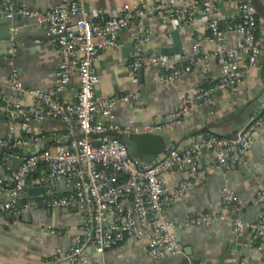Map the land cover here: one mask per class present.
Listing matches in <instances>:
<instances>
[{
  "label": "built area",
  "instance_id": "built-area-1",
  "mask_svg": "<svg viewBox=\"0 0 264 264\" xmlns=\"http://www.w3.org/2000/svg\"><path fill=\"white\" fill-rule=\"evenodd\" d=\"M83 1L62 0L40 12L24 7L14 11L10 0H1L0 19L10 20L17 14L47 28L56 41L59 64L54 84L48 90L26 89L15 71L2 83V88L14 92L16 99L11 101L0 92V115L5 118L7 130L6 137L0 141V196L6 200L0 202V220L8 222V218H17V203L30 184H55L68 187L70 191L38 202L27 201L24 209L38 206L82 214V227L70 238L69 249L55 250L57 264H89L90 252L103 256L126 242H145L146 257L150 260L181 255L177 230L210 227L223 221L232 222L236 236L249 230L247 246L263 251L264 212L253 225L232 219L238 198L229 187L223 188L218 212L194 214L183 221L167 218L166 212L194 189L199 169L196 156L201 152L209 153L214 167L224 175L248 159L255 136L264 130V104L256 109L247 125L232 136L194 134L183 146L171 145L151 162H145L130 155L118 137L109 135L102 121L108 122V129L121 137L163 131L164 127L154 122L142 127L116 125V107L128 98L96 96L98 77L95 72L98 56L119 46V34L133 20L137 21V30L132 36L131 60L127 67V77L132 84L137 83L138 72L145 67L155 71L156 83L166 85L186 78L199 65L218 59V83L208 89L182 93L178 110L169 114V119L180 122L189 116L194 105L214 92H227L240 86L248 72L256 67L262 42L257 33L254 0H232L240 13L234 25L211 15L219 0H187L178 5L169 4L170 8H167L168 1L149 6L148 0H141L143 7L124 5L96 21L88 18ZM147 14L156 16L167 35L173 22L190 27L198 14L208 16V41L215 45L214 50L205 53L194 45L185 54L145 56L150 34L144 30L142 21ZM230 33L236 34L241 42L226 49L223 42ZM75 76L74 101L61 100L59 93ZM51 121L61 124L64 131H54L51 136L33 132L32 122ZM13 159L21 162L15 172L8 165ZM176 173L187 174V179L170 189L167 178ZM257 196L264 201V188H258ZM47 230L52 235L60 234L55 228Z\"/></svg>",
  "mask_w": 264,
  "mask_h": 264
},
{
  "label": "crops",
  "instance_id": "crops-1",
  "mask_svg": "<svg viewBox=\"0 0 264 264\" xmlns=\"http://www.w3.org/2000/svg\"><path fill=\"white\" fill-rule=\"evenodd\" d=\"M61 1L10 0L13 8L18 5L40 12ZM140 1L84 0L83 8L88 18L96 21L117 12L124 5L131 8L142 6ZM159 1H168L167 8H170L169 4L178 5L187 0H148V5L153 6ZM254 5L257 13V33L262 42V53L256 67L248 72L240 86L227 92H214L194 105L187 118L173 124L167 122L169 114L178 110L182 93L214 87L219 81L220 62L218 59L210 60L199 65L186 78L166 85L156 83L153 80L155 71L145 67L141 74L138 72L137 83L132 84L127 77V67L131 60L132 36L137 30V21H131L129 27L119 34V46L102 52L95 66L98 77L96 96L128 98L117 105L115 124L123 128L142 127L154 122L164 127L170 136V144L165 150L171 145L183 146L195 132L226 137L243 128L245 111L252 105H256L257 109L264 104V0H254ZM211 15H216L222 22L231 25L240 19L238 7L232 0H219ZM208 18L198 14L190 27L173 22L168 27L167 35L156 16L147 14L142 24L144 30L150 34V40L144 48V55L155 54L163 48H172L173 32H177L180 39L179 54L188 53L194 45L201 52H212L215 45L208 41ZM13 23L14 27L9 30L13 39L12 47L8 51L0 49V92L11 101L16 99L15 93L2 88L4 79L11 71L17 73L26 89L45 91L53 86L59 64L56 41L48 34L47 28L22 18H15ZM240 42L241 39L236 34L230 33L223 46L230 49ZM76 77L59 93L61 100L74 101ZM102 124L109 135L121 138L108 129V122L102 121ZM31 127L33 132H45L50 136L54 131H64L63 126L55 121L31 123ZM6 132L5 118L0 115V141L6 137ZM196 161L199 169L194 189L176 201L166 212L167 218L183 221L194 214L218 212L223 188L229 187L238 198L231 218L241 219L246 224H255L264 212V201L257 196L258 188H264V130L255 136L248 159L226 175L214 167L213 158L205 151L196 156ZM186 179L185 173L170 174L167 178L168 187L174 189ZM69 191L70 189L65 190L55 184L27 186L21 198L23 210L18 209L17 218L12 222L0 220V264H57L54 261L55 250L69 249L70 238L78 234L82 227V214L75 210L56 211L38 206L25 210L24 205L27 201L38 202ZM1 201L3 198L0 196ZM48 227L58 229L60 234H50ZM250 235V231L246 230L241 236H236L231 221L216 222L210 227H188L176 231L181 255L150 260L146 257L145 242H126L103 256L90 252L89 264H236L237 261L240 264H264V249L257 252L247 246ZM238 247L241 249L237 250Z\"/></svg>",
  "mask_w": 264,
  "mask_h": 264
},
{
  "label": "water",
  "instance_id": "water-1",
  "mask_svg": "<svg viewBox=\"0 0 264 264\" xmlns=\"http://www.w3.org/2000/svg\"><path fill=\"white\" fill-rule=\"evenodd\" d=\"M20 8L18 5L13 8L14 11ZM15 18H21L17 14L13 16L10 20H0V49L4 51H8L12 47L13 39L9 32V30L14 27L13 21ZM171 37L173 40V47L172 48H163L160 49L155 55H166V56H173L178 55L180 53V39L178 37L177 32L171 33ZM132 47V44H131ZM142 69L140 70V74ZM147 87V86H146ZM256 105H252L247 111H245L243 115L244 123L242 127H245L256 109ZM178 121L177 119H169L168 123H174ZM35 123V122H32ZM127 148L130 155L134 157H140L145 162H151L154 157L163 154L165 151V147L170 144V136L168 135L167 130L165 131H158L153 133H142V134H130L124 135L119 138ZM21 162L18 159L11 160L8 165L10 166L12 171H16L20 166ZM1 175V170H0ZM65 190H69L68 187H63ZM6 201V200H3ZM17 208L19 210H23V203L19 201L17 203ZM241 248L238 247L237 250ZM236 264H240L239 261Z\"/></svg>",
  "mask_w": 264,
  "mask_h": 264
},
{
  "label": "trees",
  "instance_id": "trees-1",
  "mask_svg": "<svg viewBox=\"0 0 264 264\" xmlns=\"http://www.w3.org/2000/svg\"><path fill=\"white\" fill-rule=\"evenodd\" d=\"M200 133H202V134H204V135H206L204 132H200ZM199 132H195V134H200ZM7 221L8 222H12L13 221V219L12 218H8L7 219Z\"/></svg>",
  "mask_w": 264,
  "mask_h": 264
}]
</instances>
